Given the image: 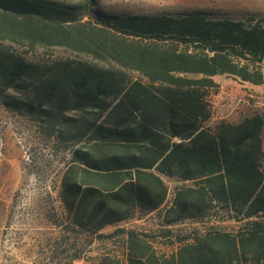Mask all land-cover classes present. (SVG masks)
<instances>
[{
  "label": "trees",
  "instance_id": "obj_1",
  "mask_svg": "<svg viewBox=\"0 0 264 264\" xmlns=\"http://www.w3.org/2000/svg\"><path fill=\"white\" fill-rule=\"evenodd\" d=\"M97 1L0 0V106L67 158L54 222L73 252L64 264L94 241L110 248L90 264H264V117L211 125L208 100L218 75L264 85V25ZM52 48L70 55L32 57ZM164 177L187 183L167 205ZM153 213L177 244L169 255L124 226Z\"/></svg>",
  "mask_w": 264,
  "mask_h": 264
},
{
  "label": "rangeland",
  "instance_id": "obj_2",
  "mask_svg": "<svg viewBox=\"0 0 264 264\" xmlns=\"http://www.w3.org/2000/svg\"><path fill=\"white\" fill-rule=\"evenodd\" d=\"M77 2L80 0H63ZM98 10L123 15H176L201 12L212 18H232L264 25V0H98ZM85 17L84 20H88ZM36 59L69 56L62 48L37 51ZM217 87L208 95L212 118L210 124L224 119L237 122L259 113L264 117V85H253L226 75L215 76ZM264 150V130H263ZM67 158L52 153L50 144L34 130L24 117L7 112L0 106V264H64L73 254L67 236L54 222L59 220L61 205L57 191ZM168 186L169 203L176 187L187 185L176 179L163 178ZM51 216V217H50ZM151 235L156 249L164 254L174 252L161 237L156 214L124 223ZM196 226L186 222L172 227L174 234ZM220 227L231 230L233 223ZM112 227L105 232H111ZM108 243L94 241L84 249V256L71 264H90ZM52 258V262L51 259Z\"/></svg>",
  "mask_w": 264,
  "mask_h": 264
}]
</instances>
